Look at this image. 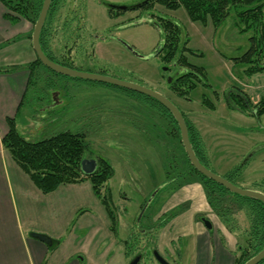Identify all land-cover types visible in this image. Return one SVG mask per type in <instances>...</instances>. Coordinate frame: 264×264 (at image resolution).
<instances>
[{
  "label": "rangeland",
  "instance_id": "rangeland-1",
  "mask_svg": "<svg viewBox=\"0 0 264 264\" xmlns=\"http://www.w3.org/2000/svg\"><path fill=\"white\" fill-rule=\"evenodd\" d=\"M86 1L87 8L83 22L81 21L84 24L81 33L83 50L76 46L75 52L64 53L68 60L83 71L102 73L161 91L181 108L188 104L193 108L202 105L207 108L202 103L203 96L206 95L218 107L216 112H208L215 116L208 125L217 127L220 134L216 143V151L221 158L217 168H223V165L229 168L245 162V171L242 170L238 180L247 183L244 184L246 186L253 180L264 177V114L243 116L228 109L226 102L229 100L227 91L233 86L244 88L255 101L264 95V72L248 76L244 72L246 67L237 62L253 45V32L241 31L234 15L219 28H215L210 21L205 24L192 21L182 7L175 10L156 2L154 6L128 10L119 17H112L101 3L103 0ZM107 1L120 6H138L147 0ZM160 17L180 24L179 53L182 52L195 65L205 67L208 73V77L204 78L208 86L198 84L191 92V100L179 97L167 84L166 77L173 71L164 72L166 66L162 56L157 55L164 38ZM73 18V22L79 23L77 16ZM14 34L16 37L19 32ZM65 34H61V43L60 35L48 43L54 55H60V50L70 47L66 45V36L69 34ZM92 47L95 48L94 54ZM188 47L196 53H189ZM18 49L19 52L22 50ZM9 66L14 72L18 69V65ZM37 69L45 71L46 76L51 74L53 81L51 83L52 79H44L37 71L32 73L33 83L24 97L18 116L19 126L22 127L25 113L34 108L32 105L45 101V98L34 96L36 89L39 93L44 86L46 89L57 82L65 85L66 102L71 107L70 111L83 110L85 115H73L64 111L63 116L69 124L73 121L71 119L78 116H86L85 119L88 120L83 124L88 144L86 157L104 156L115 167L116 175L109 180L108 186L118 223L116 231L112 230L104 205L95 194L77 210L68 213L54 210L52 215L46 217L33 216L31 208V215L27 218L23 215V206L18 199L24 231L27 236L38 232L53 236L59 241L53 247L47 246V264H65L63 261L70 256L81 264H118L114 258L121 259L123 245H117V238L132 237L140 228L149 229L152 226L150 215L158 210L164 194V182L174 178L177 182L183 179V151L180 152L179 143L171 134V127L153 97L116 84L64 75L42 62L38 63ZM46 95L48 101V94ZM58 126L59 124H44L39 132L42 136H51ZM136 134L143 142L131 145L134 150H127L130 145H126L125 139H135ZM34 138L36 137L29 140H35ZM122 138L123 144L119 143ZM253 150L255 153L249 159ZM247 158L248 163L245 161ZM68 221L69 225L66 226ZM61 222L65 227L59 229ZM29 226L45 232L31 231ZM146 240L141 238L143 244ZM167 259L176 264L173 257L167 256ZM141 264L159 263L152 252H149Z\"/></svg>",
  "mask_w": 264,
  "mask_h": 264
},
{
  "label": "crops",
  "instance_id": "crops-1",
  "mask_svg": "<svg viewBox=\"0 0 264 264\" xmlns=\"http://www.w3.org/2000/svg\"><path fill=\"white\" fill-rule=\"evenodd\" d=\"M7 11V7L0 0V264H47L48 247L44 242L26 235L20 221L18 199L23 206V215L27 218L31 215V208H33V216L46 217L49 214L52 215L54 210L68 213V211L79 209L88 198L92 199L93 187L88 180H85L62 184L53 192L43 193L3 145L2 138L9 129L7 118H15L18 130L28 139L36 137L35 140L49 137L42 136L39 132L44 124H59L57 128L51 130V135L65 130L86 134L83 124L88 120L85 119L86 116H78L71 119L73 121L69 124L62 112L68 111L70 114L79 115L83 110L70 111L71 107L67 106L66 102L65 85L57 82L46 89L44 86L39 93L38 89L35 90L34 96L45 98V101L36 106L32 105L34 108L25 113L26 117H23L21 122L22 127L19 126L18 116L24 97L29 91L30 84L33 83L31 82L32 73L37 71V74L44 76V79H52L51 83L53 78L51 74L46 76L45 71L37 69L38 64L35 63L37 54L32 41L34 24L27 18H19L18 22L13 23L5 18ZM14 32L19 34L15 37ZM16 47L17 49L14 50ZM18 48L22 50L19 52ZM9 65H18L17 71L9 69ZM46 93L48 101H46ZM181 109L198 127L209 153L211 166L220 174L227 173L232 167L227 168L223 165V168H217L218 160L221 159L216 151L219 130L217 127L208 125V122L215 118L208 112H216L218 107L215 105V108L211 110L208 107L204 108L203 105L193 108L188 104ZM228 109L245 116L238 109L229 107ZM82 115L85 114L82 113ZM163 116L171 127V134L179 143L180 152L183 151L184 172L181 181L177 182L174 178L164 182L162 188L164 194L159 203L160 206L150 215L151 224L158 219L166 220L158 228L155 247L165 257H173L176 264H234V252L239 243H243L244 240L231 232L212 209L203 185L188 172L189 163L183 145L180 139L178 140L174 123H171L165 115ZM134 138L125 139L126 145H130L127 146V150L132 151L134 147L131 145L143 142L138 134ZM119 143L123 144V138ZM87 158L92 159L90 156ZM253 181L249 185H252ZM242 184L247 183L242 182ZM105 212L110 219L106 208ZM204 219L209 221L210 226ZM109 223L111 227V222ZM68 225L69 221L66 223V226ZM31 227H28L31 231H44ZM64 227L63 222L58 226L59 229ZM128 238H117V245H123L121 259L114 258L118 264H126L129 259L125 244ZM63 262L81 264L73 256L67 257Z\"/></svg>",
  "mask_w": 264,
  "mask_h": 264
},
{
  "label": "trees",
  "instance_id": "trees-1",
  "mask_svg": "<svg viewBox=\"0 0 264 264\" xmlns=\"http://www.w3.org/2000/svg\"><path fill=\"white\" fill-rule=\"evenodd\" d=\"M1 1L8 10L4 15L6 19L16 23L19 18H27L35 24L44 0ZM156 2L175 10L182 7L192 21L204 24L210 21L215 28H219L231 15H234L235 22L240 25L241 31L253 32L251 37L253 45L237 62L246 67L244 72L249 76L264 72V0H157ZM61 3L62 0H52L41 32V43L51 59L70 67H76L70 60H60L48 51L47 43L48 41L51 43L50 40L56 36L54 34L57 29L70 24L74 17L58 15L57 10ZM151 6L153 5L150 4ZM129 9L133 8L129 7ZM160 23L164 31V38L158 55L162 56L164 66L171 68L175 65L180 69L178 75L171 76V81L166 80L167 84L176 95L191 100V92L197 88L198 84L208 86L204 82V78L208 77V73L205 67L195 65L182 52L179 53L180 24L163 17H160ZM187 50L189 53H196L189 47ZM40 62L38 58L35 61L37 64ZM238 94L231 92V98L228 100V105L231 108L238 107L250 115L261 116L264 114V95L257 102H254L250 97L247 98L250 102V106H247L244 102L245 98ZM157 102L161 107L162 114L168 117L170 121H174L176 132L182 143L180 128L175 117L160 101L157 100ZM202 103L211 110L215 108L214 102L206 95L203 96ZM183 114L189 128V136L195 153L204 165L214 170L210 164V156L198 127L186 113L183 112ZM7 121L9 129L2 138L3 145L36 186L43 193H50L62 184L89 180L94 194L100 199L110 216L111 229L116 231L118 217L112 207V196L108 186L109 180L115 175V168L109 159L96 155V169L92 173L83 171L82 161L86 157L85 154L88 148L85 132L65 130L40 140H29L18 130L15 118L8 117ZM185 156L189 163L188 172L193 174L203 185L212 209L231 232L244 240L243 243H239L234 252V264H244L264 248V202L254 197L230 191L226 186L199 172L191 164L186 153ZM240 171L241 167L238 166L228 171L224 176L233 183L238 184L235 176ZM245 187L264 193V177L254 180L252 185ZM165 221L162 220L157 226H154V229H149L146 233L137 232L138 234L134 233L131 238L127 239L125 244L128 258L136 250L141 249V238L144 235H147L148 238L142 250L154 246L158 228ZM140 235L142 236L139 238ZM57 242L59 241L57 240ZM258 264H264V259Z\"/></svg>",
  "mask_w": 264,
  "mask_h": 264
},
{
  "label": "water",
  "instance_id": "water-1",
  "mask_svg": "<svg viewBox=\"0 0 264 264\" xmlns=\"http://www.w3.org/2000/svg\"><path fill=\"white\" fill-rule=\"evenodd\" d=\"M52 0H44L43 5L39 14V17L35 23L34 26V31L32 34L33 38V47L34 50L37 54L38 59L48 66L49 68L55 70L58 73L68 75V76H77V77H82V78H87V79H92V80H98L106 83H111V84H116L120 85L129 89H133L142 93H145L148 96H151L158 101H160L169 111L173 114L175 117L176 121L178 122L180 132H181V137H182V143L185 148L186 154L191 162V164L201 173L204 175L208 176L209 178L219 182L220 184L226 186L230 191L249 196V197H254L257 199H260L264 202V193L260 191H256L253 189H248L244 188L241 186H238L234 183H232L230 180L227 178L223 177L222 175L214 172L213 170L209 169L206 165H204L201 160L198 158L197 154L195 153V150L193 148V145L190 140L189 136V128L186 122V119L184 117V114L180 110V108L166 95L163 93L152 89L148 86H145L141 83L133 82V81H126L122 79H118L116 77L108 76L105 74L101 73H93V72H87L83 70H79L76 68L68 67L63 64H60L54 60H52L45 52V50L42 47L41 43V32L42 29L45 25L48 11L50 8ZM129 7H135V6H122V8H129ZM168 67H165L164 70H167ZM171 80V77L169 78V81ZM252 154L249 155V157ZM248 157V158H249ZM247 158V159H248ZM97 167V161L96 159H88L84 158L82 161V169L85 173H92ZM207 224H209L208 221H206ZM30 236L32 238L38 239L42 242H44L47 246L53 247L55 246L58 242L57 239L47 235V234H42L38 232H32L30 233ZM154 256L156 260L160 264H172L169 262L159 251L154 250ZM141 259V254L136 256L129 264H138V262ZM264 259V248L251 257L249 260H247L244 264H258L260 261Z\"/></svg>",
  "mask_w": 264,
  "mask_h": 264
},
{
  "label": "flooded vegetation",
  "instance_id": "flooded-vegetation-1",
  "mask_svg": "<svg viewBox=\"0 0 264 264\" xmlns=\"http://www.w3.org/2000/svg\"><path fill=\"white\" fill-rule=\"evenodd\" d=\"M156 1L157 0H147L145 3H143V4H141V5H138V6H135V7H132L133 9H129V8H122V6H120V5H117V4H115V3H113V2H111V1H107V0H103V1H101V3L103 4V6L104 7H106V9H107V11H108V13H109V15L110 16H112V17H119V16H121V14H125L126 12H128V10H134V9H142V8H147V7H150V4H152L153 6L155 5V3H156ZM86 4H87V1L86 0H62V3H61V6L58 8V15L59 16H62V15H68V16H77V18H78V20H79V23L76 21V23L75 22H73V20L75 19V18H73V20H71L70 21V24H68L67 26L65 25L63 28L62 27H59L58 29H57V31L55 32V34L54 35H56V36H61V37H59V42L61 43V41H62V35H66L65 33H67V34H69L68 36H66L67 37V42H66V45H69L70 47H67V49L66 50H64V51H61L60 50V55H58V54H56L55 53V55L53 54V52L51 51L52 49H49L50 47L48 46V51L50 52V53H52L56 58H58V59H60V60H68V57L67 56H65L64 55V53H72V52H75L76 51V46L78 47H80L81 48V50H83V46H84V44H83V39H82V35H81V33H82V31H83V29H84V24L82 23L81 24V21H82V19H83V16H84V14H85V10H86ZM79 15H81V16H79ZM83 22V21H82ZM34 26H35V24H34ZM67 30V31H66ZM65 32V33H64ZM50 34H52V32H50ZM62 34V35H61ZM55 36V37H56ZM50 37H51V35H50ZM54 37V38H55ZM48 43H49V41H48ZM48 43H47V45H48ZM65 45V46H66ZM43 47V46H42ZM59 48H60V46H59ZM94 47H92V53L94 54ZM159 51V50H158ZM47 54V53H46ZM157 55H158V52H157ZM38 58V57H37ZM53 60V59H52ZM55 61V60H54ZM57 62V61H56ZM59 63V62H58ZM61 64V63H60ZM64 65V64H63ZM65 66H67V65H65ZM76 66V65H75ZM68 67H70V66H68ZM167 67V66H166ZM72 68H76V69H79V70H82V69H80V68H78L77 66L76 67H72ZM168 71H173L171 74L169 73L168 75H167V77H166V80H169V78L171 77V76H173V75H178L179 74V72H180V69L177 67V66H175L174 65V67H171V68H168L167 69ZM167 70H165L166 72H167ZM102 74V73H101ZM249 76V75H248ZM171 81V80H170ZM249 85V84H248ZM247 85V86H248ZM158 91V90H157ZM159 92H161V91H159ZM217 92V91H216ZM228 95H227V97H228V99L229 98H231L230 97V94H231V92H234V93H239L240 95H242V97L243 98H245L244 99V102H246V104H247V106H250V102H249V97L253 100V98L249 95V93L248 92H246L245 91V89L244 88H241V87H237V86H233V88L232 89H229L228 91ZM161 93H163V92H161ZM164 95H166L165 93H163ZM217 94V93H216ZM238 94V95H239ZM168 98H170L168 95H166ZM248 98V99H247ZM171 99V98H170ZM172 100V99H171ZM173 101V100H172ZM254 102H257V101H255V100H253ZM174 102V101H173ZM227 102V106L229 107V108H231V106L230 105H228V101H226ZM175 103V102H174ZM215 104V103H214ZM178 106V105H177ZM180 108V110L182 111V113L184 112L182 109H181V107H179ZM233 109H238V110H240L241 112H243L241 109H239L238 107H235V108H233ZM249 110H251L250 108H248ZM185 113V112H184ZM244 114H246V115H250L249 113H246L245 111L243 112ZM187 114V113H186ZM188 115V114H187ZM189 116V115H188ZM185 117V116H184ZM167 119H169L168 117H167ZM169 121H170V119H169ZM171 123H174V121H170ZM174 125H175V123H174ZM176 127V126H175ZM181 133V132H180ZM181 140H182V137H181ZM182 145H183V143H182ZM183 148H184V146H183ZM184 151H185V148H184ZM185 153H186V151H185ZM254 153H255V150H253V152H252V155L249 157V159L254 155ZM187 155V154H186ZM188 157V156H187ZM91 158H93V159H96V157H91ZM189 159V158H188ZM249 159H246L245 161L248 163V160ZM96 161H97V159H96ZM244 164H245V162H244ZM244 164H239V165H236V166H234V167H232L231 169H233V168H236V167H238V166H240L241 167V171H240V173L237 175V176H235V180L237 181V183L239 184H236V183H234V184H236V185H238V186H241V187H244V188H248V187H245V185H243L242 184V182L240 181V180H238V177H240L241 176V172H242V170L243 171H245V165ZM210 169V168H209ZM230 169V170H231ZM212 170V169H211ZM215 170V169H214ZM213 170V171H214ZM229 170V171H230ZM214 172H216V173H218L216 170L214 171ZM218 174H220V173H218ZM226 174V173H225ZM225 174H220V175H222L223 177H225L224 175ZM226 178V177H225ZM228 179V178H227ZM229 180V179H228ZM231 181V180H230ZM232 182V181H231ZM233 183V182H232ZM248 189H251V188H248ZM254 190V189H253ZM256 191H258V190H256ZM261 192V191H260ZM217 214V213H216ZM218 215V214H217ZM219 216V215H218ZM205 220V223H206V221H208L207 219H204ZM141 221V220H140ZM139 221V222H140ZM160 222H162L160 219H158V220H156V221H153V224H152V226L151 227H149V229H154V226L156 225H158ZM209 222V221H208ZM141 223V222H140ZM139 223V224H140ZM142 224V223H141ZM207 224V223H206ZM208 226H210V223L209 224H207ZM141 226V225H140ZM143 226V225H142ZM148 228L147 229H142V228H140V229H138L137 230V232H141V233H146V231L147 230H149ZM135 233V232H134ZM132 236H133V234H132ZM142 236V235H141ZM129 238H131V237H129ZM128 238V239H129ZM148 238V236L147 235H144V236H142V239H147ZM144 243V241L143 242H141L140 244H141V249H138V250H136V252L128 259V261H127V263L126 264H129L136 256H138L139 254H141V259H140V261L138 262V264H141V262L143 261V259L145 258V256L146 255H148L149 254V252H152V254L154 255V250H157V248L155 247V245L154 246H149V247H147V249L145 248V250H142V248H143V246H145L146 245V243H147V240H146V243L145 244H143ZM158 251V250H157ZM164 256V255H163ZM165 257V256H164ZM154 258H155V256H154ZM166 259H167V257H165ZM156 259V258H155ZM168 260V259H167ZM169 261V260H168ZM170 262V261H169ZM159 263V262H158ZM160 264V263H159Z\"/></svg>",
  "mask_w": 264,
  "mask_h": 264
}]
</instances>
